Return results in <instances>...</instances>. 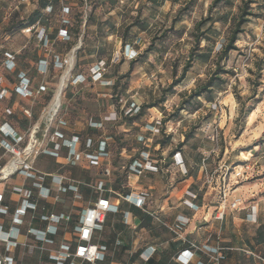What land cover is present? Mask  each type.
Segmentation results:
<instances>
[{
	"label": "rangeland",
	"instance_id": "1",
	"mask_svg": "<svg viewBox=\"0 0 264 264\" xmlns=\"http://www.w3.org/2000/svg\"><path fill=\"white\" fill-rule=\"evenodd\" d=\"M68 1L77 11H92L86 48L78 55L82 64L117 57L121 38L142 39L139 59L132 63L120 56L111 63L108 73L114 72L121 79L117 90L127 87L134 101L155 105L146 110L143 120L160 114L165 119L174 112V119L167 122L172 131L165 133L170 136L165 138V155L182 146L198 161L214 150L209 158L210 169L231 163L242 166L244 161H250L253 176L247 181L257 180L256 174L264 171V0L253 3V11L259 16L244 26L236 43L239 50L232 51L227 60L218 58V48L227 39L243 0H225L211 10L213 0H89L86 6L80 5L81 0ZM38 7V0H0V52L19 51L25 46L23 55L35 48L33 39L22 32V22ZM60 14L57 12L51 20L53 27L59 25ZM209 15L211 29L201 36L195 24ZM187 64L190 67L185 77L173 86ZM259 64L263 66L261 71ZM68 69L59 76H68ZM216 72L219 75L214 85L202 96L193 97ZM110 81L113 85L116 80ZM112 85L98 84L97 88ZM215 103L218 110L213 109ZM251 108L255 115L249 124ZM215 127L219 131L218 143L210 139ZM253 198L244 205L248 206ZM240 261L253 264L245 257Z\"/></svg>",
	"mask_w": 264,
	"mask_h": 264
},
{
	"label": "crops",
	"instance_id": "2",
	"mask_svg": "<svg viewBox=\"0 0 264 264\" xmlns=\"http://www.w3.org/2000/svg\"><path fill=\"white\" fill-rule=\"evenodd\" d=\"M87 28L89 27L87 26L86 30ZM25 35L29 36L28 34ZM33 41L35 48L29 49V53L24 59L31 64V68L36 64L37 59L48 56L38 47L35 38ZM24 48L25 46L19 51H13L20 53ZM21 59L22 57L19 58V66L30 72V66L22 63ZM59 73L60 71L55 70V72L43 76L38 84H35L34 81L32 88H37L43 82L48 85V91L34 98H23L16 95L12 91L13 86L3 82L2 86L8 87L9 92L6 99L0 100V124L7 121L21 133L34 126H39L41 128L39 138L42 141L45 128L43 113L51 101L58 83H60ZM87 87L83 86L81 91L73 89L62 93L60 117L65 119L68 124L60 127V130L66 135H80L81 138H84L91 133L87 121V118L91 116V88L87 89ZM94 92L93 94L97 98L107 97L103 92ZM129 97L134 98L132 95ZM8 107L14 112V118L5 115V109ZM26 110H28L29 115ZM132 129L133 127L124 125L119 127V130L127 133L124 139L136 138L138 131L134 133L131 131ZM140 130H143V126ZM135 152L121 151L119 154L121 163L131 159ZM181 152L188 169L187 174L179 172L173 164L168 168L169 171L163 174L152 172L138 175L129 173L125 179L129 193L150 192L149 206L160 210L163 218L169 222H175L179 215L187 216L190 219L184 230L187 239L198 244L219 247L220 252L224 255L220 264H241L240 259L242 257L252 261L253 264H264V191H262L264 190V171H259L256 174V181H247L239 186H234L228 202L236 197H241L243 202L236 210L228 209L225 218L220 221L214 217L221 204L219 187L211 189L205 186V177L201 167L202 157L200 160L194 161L183 148ZM62 154V157L55 158L40 153L35 160L36 167L43 173L66 176L70 180L66 181L65 185L70 183L76 185L82 197L77 199L73 191L59 192L58 185L52 183L51 179L47 177L44 185L50 189V196L47 199L36 197L37 209L29 211L24 218L18 237L19 245L12 251L16 264H33V259H35L36 264H49L46 260L49 250L57 249L63 242L72 240L73 230L70 224L67 221H62L58 233L52 236L55 239L54 245L36 241L29 234V230L31 228L42 230L47 228L49 222L42 220L43 215L65 214L79 217L83 208L93 204L100 197V193L94 186L92 176L93 172L97 173L99 167H93L86 161H81L77 165L67 164V160L64 158L66 151L64 150ZM168 159L172 161L170 156ZM9 160L10 155L0 147V162L6 163ZM112 161V158L105 161V166L111 170V176L105 177L106 183L113 182L115 179L113 172L118 170ZM239 166L238 164L234 167L237 169ZM119 172H123L122 167ZM31 182V180L20 175H13L8 180L0 182V194L3 195L2 205H8L10 213L19 207L21 200L19 194L12 192V186L29 188ZM159 189L162 191H158ZM187 191L197 193L198 197L194 201L200 206L198 211H192L183 204V201L188 198ZM105 195L110 196L108 193ZM110 198L113 202L118 203L119 211L107 214L103 229L94 237V243L107 247L105 264H180L177 261V255L189 247L187 242L175 238L170 231L161 227L140 208L123 200H118L115 196H110ZM249 198H253V200L248 206H245L244 203ZM124 212H129L127 222L124 218ZM11 218L9 214H0V223H3L8 229L12 225ZM162 230L164 231L162 232ZM213 230L214 234L212 233ZM158 232H162V234L157 236L156 233ZM0 253L5 254L4 248L1 246ZM149 254H152L151 257L146 259ZM118 257H121L122 260H118ZM198 261L208 262L207 255L197 254L192 264H196Z\"/></svg>",
	"mask_w": 264,
	"mask_h": 264
},
{
	"label": "built area",
	"instance_id": "3",
	"mask_svg": "<svg viewBox=\"0 0 264 264\" xmlns=\"http://www.w3.org/2000/svg\"><path fill=\"white\" fill-rule=\"evenodd\" d=\"M25 1V0H21ZM65 13L69 12L67 7L63 8ZM47 11H51V6L47 7ZM63 23L69 24L70 21L64 18ZM35 27H28L23 30L24 34H29ZM59 36L64 40H70V35L66 29L59 30ZM36 37L46 49L47 58L41 59L39 63V70L46 76L50 73L49 62L52 61L54 67L63 72L65 68L68 69V76H61V81L56 91L53 93V97L48 106L44 109L43 122L45 125L42 141H40L39 134L41 128L34 126L24 133L19 132L9 122L5 121L0 124V147L10 155V160L6 163L0 162V182L8 180L13 175H20L26 179L31 180V186H12V192L20 195V205L15 209L13 213H10L8 205H2L3 195L0 194V214L11 215V226L6 229L3 223H0V246L4 248L5 254L0 253V264H16V259L12 255V251L19 245L18 237L21 233V225L24 223V218L28 215L29 211L36 210L38 207L35 198L47 199L50 196V189L44 185L47 177L51 179V182L58 185L59 192L66 193L73 191L77 199H81V195L78 192V187L72 183L65 185L66 181H69L66 176L62 174H47L40 171L35 164L36 157L42 153L55 158L63 156V151H66L64 158L67 160V164L75 165L81 160L85 159L90 165L95 167L105 166V160L111 158V152L108 149V144L112 142V136L102 134L98 137V146L92 149L94 142L91 138H87L86 141H82L78 135H66L60 127L67 126L68 122L60 117L61 112V97L62 93L70 84L72 86H78L88 82V78L84 74L73 75V69L75 67L77 50L80 48L81 42L67 52L63 57L54 55L52 52V40L47 38V34L44 28H40L36 32ZM142 39L140 37L135 38L132 42L127 43L118 56L112 58L111 63L116 62L123 56L124 60H134L140 54V46ZM5 66L8 69L15 67V56L10 51L4 52ZM109 66L105 60H99L90 67V79L93 83L100 84L102 86L112 85L110 80L104 78L108 72ZM20 80L12 91L16 95L23 98H34L42 93L48 91V85L46 82L41 83L37 88H32L30 79L24 72L20 73ZM65 80L67 82L65 83ZM3 78L0 75V100L6 98L9 92L8 87H3ZM107 97H111V91L105 93ZM120 112L113 111L110 114L103 117L104 121L118 122L124 116H134L140 111L141 103L130 100L129 106L126 101H122ZM218 104L213 105L214 110H218ZM11 108L5 109V115L12 114ZM26 113L29 115L28 110ZM122 113V114H121ZM152 118V120H151ZM89 127L103 128V122H95L91 119L88 122ZM57 126V127H56ZM165 133L172 131L167 124L164 123V117L162 114L156 117H150L143 125V130L137 133L136 139L139 143H143L148 148H151L155 137L162 133L163 127ZM55 127V129H54ZM210 139L218 143L219 131L218 127L213 129V133ZM92 149V150H91ZM156 150H160V145L155 147ZM126 151V149H123ZM122 150V151H123ZM214 152L211 151L208 155L202 157L201 167L204 173V184L206 187L215 189L219 187L221 204L215 213V219L222 221L225 218L227 210H236L243 202L241 197H236L232 201L228 202V198L233 191L234 186L241 182L249 180L253 176V165L250 161H244L238 171L235 170L234 164H223L218 168L210 169L209 158ZM162 156H165L164 149L162 150ZM142 160H135L129 164L128 169L138 175H142L144 172H153L162 174L169 171V167L162 168L156 165L158 160L153 158L149 151H141ZM122 169H126V162L120 163ZM173 165L182 174H187L188 169L180 150L176 151L173 155ZM105 177L111 176V170L105 166ZM220 180V182H219ZM97 191L100 193V197L93 204L83 208L81 211L78 222L73 229V237L75 239L74 247L68 242L60 244L59 248L49 250L48 257L50 260L55 261V264H101L106 257L107 247L94 243L95 235L101 231L104 227L106 216L108 213H116L119 211V205L113 202L110 196H115L118 200H123L133 206H136L143 210L146 214L151 216L162 227L170 231L175 238L185 241L189 247L180 251L177 255V260L181 264H192L197 254H205L209 257V261L213 264H220L224 259V255L220 252L219 247H212L210 245L198 244L194 241H190L184 234V230L189 224L190 219L187 216L179 215L175 222H169L165 220L160 210L154 209L149 206L151 199V193L148 191H142L141 193H124L122 191L114 189L112 186H106L104 180L99 181L94 185ZM126 186V184H125ZM105 193L110 194L106 196ZM188 198L183 201V204L192 211H198L200 206L194 201L197 199V193L193 191H187ZM253 210V207H252ZM253 214V213H251ZM129 212H124L125 221H128ZM42 220L48 221L49 225L45 230L38 228H31L29 234L32 235L36 241L47 245H54L55 239L52 237L59 231V227L62 221L69 222L71 215H43ZM43 248V247H42ZM252 254V252H249ZM152 254H149L146 259H149ZM196 264H207L202 261H198Z\"/></svg>",
	"mask_w": 264,
	"mask_h": 264
},
{
	"label": "trees",
	"instance_id": "4",
	"mask_svg": "<svg viewBox=\"0 0 264 264\" xmlns=\"http://www.w3.org/2000/svg\"><path fill=\"white\" fill-rule=\"evenodd\" d=\"M223 1L225 0H213L210 6V10L217 7L218 4H220ZM255 2H256L255 0H243L242 1V5L240 7L239 13L235 17H233L227 39L223 43H221L218 48L219 50L218 58L219 59L227 60L232 51L239 50L236 43L239 40L240 34H242L245 30L244 26L250 21L251 18L259 16L257 13L253 11L252 5ZM88 4H89V0L80 1V5L86 6ZM38 6L39 7L31 15H29L25 21L22 22V25H23L22 32L25 28L34 26L35 30L29 33V37L32 39L35 38V40L38 43V47L42 49L43 53H46V49L43 46V43L40 42L38 38L36 37V32L40 28H44L47 34V38L52 40L53 43L51 47H52V52L54 55L63 57L67 52H69L75 46L74 45L75 43L78 44L79 41L81 42L80 48L77 50V58H76L75 67L73 69V75L84 74L88 78V82L85 84H80L78 86H72L69 84L67 88H65L64 91H70L73 89L74 90L77 89L81 91L83 86H86V87L88 86L87 89L91 88V116L87 118V121L89 122V120L91 119L92 121H95V122H103V128L98 129V128L89 127L91 129V133L88 136H85L84 138H81L80 135L78 136L80 137V139H82V141H86L87 138H91L92 142H94L92 149H95L98 146L99 144L98 137H100L102 134L112 136L113 140L112 142L108 144V149L111 152L110 156L113 160L112 164L114 166H117L118 170H114L113 174L115 175V179L111 183H106V186H112L114 189L122 191L124 193L129 192L127 186H125L126 184L125 179L129 173H134V172L130 171L128 169V166L135 160H142L141 151H149L151 155L153 156V158H156L158 160L156 165L159 167V170L162 168L170 167V165L173 164L174 153L178 150L181 151L182 146H177L174 149H172L167 155L162 156L161 152L164 149V147L167 145L166 139L170 137L169 135H166L164 132V128H166L165 126L163 127L160 137L158 136L157 138H155V141L151 148H148L143 143H139L136 138L124 139V136L127 133L122 130H119V127L124 125L126 127H133L131 131H134V133L137 131L140 132L141 126H143L144 123L147 121V119L143 120L146 114V110L155 108V105H147L146 103H142L140 105V111L134 116H124L121 113L122 119L119 120L118 122L104 121L103 117L110 114L111 112L113 111L120 112V108L122 106L121 100L128 102L127 106H129L130 104L129 102L131 100L129 96L131 95L128 93L127 87H125L124 89L117 90L121 79H119L114 72L112 74L111 73L109 74L107 72L104 76V78L107 80H110V79L116 80L115 83H113V85L110 88L108 87V89H106L105 87L103 88V90L102 89L98 90L97 88L98 84L93 83L92 80L90 79V67H92L94 63H96L99 60H105L107 65L111 67L112 58H108V59L100 58V59H97L96 62H91L89 64H82L78 58V55L81 52H84L86 48V45H85V38L87 35L86 27L91 21L92 11L88 12L87 10L85 11V9L84 11H77L75 7L70 6V3L68 0H38ZM48 6H51L50 12L47 11ZM64 7H67L69 9L68 13L64 12L63 10ZM57 12L61 13L60 14L61 19L59 20V25L53 27L50 22L51 20H53ZM64 18H67L70 21V23L69 24L63 23L62 20ZM211 22H212V17L209 15L208 17L201 19L195 24V30L200 31L201 32L200 35L204 36L211 29V26H212ZM207 24L209 25L206 27V29H203V27ZM60 29L67 30L68 34L70 35V40H64L63 38L59 36ZM132 41L133 40L121 38V45H122L121 47L123 48L127 43H130ZM199 41L200 39H198L197 43H199ZM38 47L36 46V48ZM65 48L66 50H64ZM24 50H22L20 53H16L15 51L9 50V49L8 50L4 49L3 51L0 52V75L2 76L4 82L9 83L13 87L16 86V84H18L20 80L19 76L21 72H24L27 75L31 83H34L35 81V84H38L43 79V74L39 70V63L41 59H45V58L40 57L39 59H37L36 64L32 66L31 68L30 66L31 64H29L27 60L26 61L24 60L26 58L25 57L26 53L22 55V52H24ZM6 51H10L15 56V67L11 70L8 69L5 66V63L3 62L4 52ZM140 56L141 55L139 54L138 57L132 60L131 62L133 63L134 61H137ZM20 57H22L21 59L22 63L28 64L30 66L31 68L30 72L19 66ZM189 67H190L189 64H187L184 67L180 80H176L173 83V86L177 85L185 77L186 73L189 70ZM258 69L261 71L263 69V66L259 64ZM49 70L50 72H55V70H57L54 67L52 61L49 62ZM218 75H219V72H216L215 76H212L208 80L205 87H203L202 90L197 91L193 95V97L202 96L204 90L214 85L215 79L218 78ZM122 78H126V77L124 76ZM109 90L111 91V94H112L111 97L97 98L95 94H93L95 93L94 91L107 93ZM13 93L15 92L13 91ZM252 110L253 108L249 109V112H251ZM7 116L10 118L15 117L14 112H12V114L7 115ZM173 119H174V112L169 113L167 118L164 119L165 125L167 124V122L172 121ZM158 144L160 145V150L155 149V147ZM123 149H126L127 152H133V151H136V152L131 157V159H129L126 162L127 164L126 169H124L123 172L120 173L119 169L121 168V165H120L121 160H120L119 154ZM169 156L172 158V161L168 159ZM81 161H86L89 164V162L85 159ZM78 163H76L75 165H77ZM97 173L93 172L92 174L94 178L93 179L94 185L97 184L101 180L105 181V176H103L105 174V166L99 167V170L97 171ZM144 173L146 174V173H152V172H144ZM158 173L161 174V172H158ZM77 222H78V217L71 216V219L68 223L70 224L72 230L74 229V226L77 224ZM66 242L72 244V247H74V244L76 243L73 235H72V240H67ZM207 259H208V262H206L207 264H213V262L209 261L208 256H207ZM46 260H47V263L49 264H55V261L50 260L48 256ZM106 260L107 258L105 257V259L101 262V264H105Z\"/></svg>",
	"mask_w": 264,
	"mask_h": 264
},
{
	"label": "bare ground",
	"instance_id": "5",
	"mask_svg": "<svg viewBox=\"0 0 264 264\" xmlns=\"http://www.w3.org/2000/svg\"><path fill=\"white\" fill-rule=\"evenodd\" d=\"M253 115H255L253 112H251L250 114H249V124H251L252 122H253ZM248 124V125H249Z\"/></svg>",
	"mask_w": 264,
	"mask_h": 264
}]
</instances>
